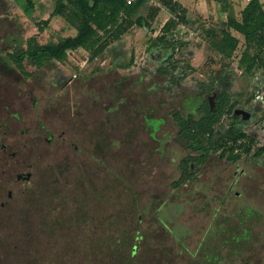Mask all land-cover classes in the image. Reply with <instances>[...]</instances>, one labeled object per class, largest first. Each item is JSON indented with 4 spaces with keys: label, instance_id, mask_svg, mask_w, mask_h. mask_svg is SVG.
<instances>
[{
    "label": "rangeland",
    "instance_id": "rangeland-1",
    "mask_svg": "<svg viewBox=\"0 0 264 264\" xmlns=\"http://www.w3.org/2000/svg\"><path fill=\"white\" fill-rule=\"evenodd\" d=\"M58 1L0 0V46L10 44L12 50L15 44L21 43L18 50H22L29 37L43 43L74 34L76 27L67 15L51 14ZM228 1L233 5L231 12L220 9L215 0L148 1L139 9L146 22L142 26H129L123 40L105 53L90 59L87 50L77 48L69 51L64 60H52L39 68L25 61V70L31 72L25 79L20 78L9 63L3 62L6 52L0 50V85L18 87L24 104L37 99L36 124L39 126L41 121L44 125L42 131L39 128L28 133L39 135L35 176L21 185L22 195H15L11 204L0 208V215H5L0 219V264H157L159 261L208 264L204 254L192 256L170 250L169 247L178 244L172 242L158 222L150 227V223L142 221L141 228L133 215L159 190L158 180L151 178L144 166L145 158L153 161L156 157L155 144H149L145 138V119L162 116L169 119L170 111L192 93L186 83L200 85L210 76L227 74L226 79L234 81L231 100L255 92L256 80L251 83L239 66L245 45L243 37L235 34L240 43L233 55L225 58L212 49L204 30L208 27L222 29L227 14L234 12L239 17V10L247 0H227L226 3ZM261 2L264 8V0ZM169 19L175 21L170 36L187 43L165 55L162 49H150L149 44ZM250 50L257 51L255 47ZM131 53L135 55L132 66L117 68V63H125ZM162 57H166L164 61L170 65L164 70L165 77L150 76V71L161 64ZM260 71L264 68L256 70ZM62 77L70 82L52 84ZM165 79L169 80L170 88L158 85ZM175 79L186 86L176 89ZM262 96L264 99V94ZM62 131L76 141L81 150L64 144L55 147L45 140L50 133L56 135ZM258 132V137L264 136V124ZM113 139L118 140V146L112 143ZM261 141L257 139L253 145L257 147ZM24 143L29 145L21 147L22 161L34 162L33 143ZM128 143L134 146L129 149ZM145 145H151L149 152ZM171 149L175 150L172 146ZM175 154L177 156L178 152H167L166 161ZM162 171L163 177L165 173L168 176L169 166ZM202 192L198 189L166 193V211L171 215L167 224L179 231L190 250L197 245L203 230L197 223L207 220L211 207L207 201L209 192ZM263 193L257 195L254 191L247 195L257 199L254 202L264 214ZM178 198L186 204L175 214L167 203ZM187 199L192 200L187 203ZM251 220L248 217L242 222L247 228L249 262L246 264H264V222L254 225ZM233 223L232 228L238 227L237 220L233 219ZM177 224L183 228L178 230ZM138 229L139 233L143 232L138 241L140 249L131 254L133 235ZM225 245L233 248L238 243L230 239V244ZM147 247L150 248L148 253L145 252Z\"/></svg>",
    "mask_w": 264,
    "mask_h": 264
},
{
    "label": "flooded vegetation",
    "instance_id": "flooded-vegetation-1",
    "mask_svg": "<svg viewBox=\"0 0 264 264\" xmlns=\"http://www.w3.org/2000/svg\"><path fill=\"white\" fill-rule=\"evenodd\" d=\"M33 42L38 41L34 37H29L22 50H18V47L23 45L21 43L15 44L16 47L12 50L9 49L10 44L0 46V50L3 49L7 57L3 62L9 63L20 78H27L31 72L19 69L14 60L18 59L20 53ZM165 59L166 57H162L159 63ZM21 60L23 65L27 61L26 59ZM50 61L52 60L46 61L44 64ZM163 64L170 67L166 61ZM31 65L39 68L34 64ZM164 73L165 71L153 69L150 71V76H159V74L163 76ZM257 73H259L258 77L255 76ZM246 74L251 83L256 80L253 85L255 92H250L246 97L240 95L233 100H231V92L234 81H228L227 74H221L216 78L210 76L206 82L202 81L200 85L186 83V86L179 79H175L176 89L186 86L192 91L191 95L178 108L170 111L169 119L163 116L145 119L144 129L147 131L145 138L149 144H155L153 151L156 153V157H153L155 158L153 161L149 159L150 157H147V160L145 158L144 166L148 172L150 171V177L154 176L158 180L156 184L160 191L158 190L156 196L154 195L151 200L146 199L145 207L140 212L134 213L133 216L135 219L137 217V224L141 223V228L142 221L150 223V227L158 222L165 234L172 238V242L178 244V246L169 247L170 250L175 249L178 253H188L192 256L204 254L208 259V264H246L249 262L246 256L248 248L245 240L247 228L242 226V222H246L248 217L253 219L251 221L254 222V225L259 221L264 222L263 211L254 202L257 199L251 197L252 195H247L254 194V191L257 192V195L259 192H264V136L260 134L261 136L258 137V128L264 124V99L262 96L264 94V71L254 74L246 72ZM140 76L142 77V75ZM54 82L66 85L70 79L62 77L58 81H52V84ZM158 83L159 86L170 88L168 79H165L163 84L160 81ZM17 88L0 85V208L11 204L15 195H22L24 189L21 188V185L35 176L34 173L38 168L36 154L39 135L28 133L34 129L39 130L40 128L41 131L44 129L41 121L39 126L36 124L39 118V113L36 111L37 99L24 104L22 91ZM173 95L178 94L174 93ZM27 101L28 99H26ZM217 105L221 110L220 116L207 117L203 128L197 125L205 114V108L214 110ZM32 109H35L34 112ZM175 113L180 114L182 118L175 117ZM257 139L262 141L255 147L253 142H256ZM45 140L51 145L54 144L55 147L64 144L66 147L71 146L72 149L81 150L75 143L76 141L68 135L65 136L63 131L56 135L50 133L45 136ZM24 141L33 143L32 148L36 158L34 162L25 163L20 157L22 145H29ZM88 141H91V138L87 139V143ZM112 143L116 146L119 145L116 139H113ZM126 145L129 149L134 146L131 143ZM171 146L175 150H172ZM178 146L180 148L176 151ZM146 148L149 152L151 145ZM144 149L143 151H145ZM167 152L169 154L178 152V154L170 156L168 162L166 161ZM167 165L170 168V173L168 176L165 173L163 177L162 170L166 169ZM198 189L203 190L202 193L209 192L207 201L211 207L208 210L207 220L197 223L198 228H203V230H201L197 245L193 250H190L179 236V231L175 228L172 229L167 224L168 217L171 215L166 211V193ZM191 200L185 201L188 203ZM184 204L186 203L179 198L167 203L173 207L175 214ZM232 217L238 221V227H233L237 230L232 228L235 225L232 224ZM1 218H5L3 213L0 215ZM176 226L179 227L178 230L183 228L181 224ZM142 236L143 232L139 233V229L134 232L131 254H134L139 248L138 241ZM230 239L238 243L237 247L230 248L229 245H225L226 243L230 244ZM149 251L150 248L147 247L145 252ZM157 264L167 263L159 261Z\"/></svg>",
    "mask_w": 264,
    "mask_h": 264
},
{
    "label": "trees",
    "instance_id": "trees-1",
    "mask_svg": "<svg viewBox=\"0 0 264 264\" xmlns=\"http://www.w3.org/2000/svg\"><path fill=\"white\" fill-rule=\"evenodd\" d=\"M148 1L135 0L127 3V0H59L51 14L67 15L76 27L75 33L70 36H59L56 40L44 43L33 42L20 53L18 59L14 58V62L24 71L21 59L40 67L49 60H64L69 51L77 48L87 50L90 59L101 52L105 53L110 46L123 40L129 26L132 24L142 26L146 22L139 9ZM215 1L222 9L227 4V0ZM174 24L173 19L166 21L160 32L151 38L149 48L153 51L162 49L165 55L182 48L187 42L170 36ZM222 24L224 26L222 29L214 27L204 29L212 49L225 58L232 56L240 43L238 35L232 33L234 31L243 37L245 44L239 57V66L248 74H254L260 67L264 68V8L261 0H247L239 11V17L228 13ZM252 47L257 51L252 52L250 50ZM134 58V53H131L125 63H117V68L132 66ZM163 63L164 60L155 70L167 69L168 66ZM220 111L218 105L214 110L206 107L205 114L197 125L205 127L206 118L218 117ZM174 116L182 118L178 113Z\"/></svg>",
    "mask_w": 264,
    "mask_h": 264
},
{
    "label": "crops",
    "instance_id": "crops-1",
    "mask_svg": "<svg viewBox=\"0 0 264 264\" xmlns=\"http://www.w3.org/2000/svg\"><path fill=\"white\" fill-rule=\"evenodd\" d=\"M244 5H245V4H243V6H244ZM232 6H233V5L231 4V2L228 1V3L225 5V7H224L223 9H226L227 11H230V12H231V11H233ZM220 9H222V8H220ZM223 9H222V10H223ZM212 10H214V9H211V11H212ZM240 10H241V9H240ZM240 10H239V11H240ZM233 14H237V13H234V12H233ZM238 14H239V13H238ZM232 33H233V32H232ZM234 34H238V33H234Z\"/></svg>",
    "mask_w": 264,
    "mask_h": 264
},
{
    "label": "built area",
    "instance_id": "built-area-1",
    "mask_svg": "<svg viewBox=\"0 0 264 264\" xmlns=\"http://www.w3.org/2000/svg\"><path fill=\"white\" fill-rule=\"evenodd\" d=\"M133 1H135V0H127V3H131ZM149 1H151V0H149Z\"/></svg>",
    "mask_w": 264,
    "mask_h": 264
}]
</instances>
